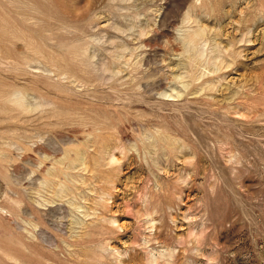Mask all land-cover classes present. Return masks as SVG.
Wrapping results in <instances>:
<instances>
[{
	"label": "rangeland",
	"instance_id": "obj_1",
	"mask_svg": "<svg viewBox=\"0 0 264 264\" xmlns=\"http://www.w3.org/2000/svg\"><path fill=\"white\" fill-rule=\"evenodd\" d=\"M0 264H264V0H0Z\"/></svg>",
	"mask_w": 264,
	"mask_h": 264
},
{
	"label": "bare ground",
	"instance_id": "obj_2",
	"mask_svg": "<svg viewBox=\"0 0 264 264\" xmlns=\"http://www.w3.org/2000/svg\"><path fill=\"white\" fill-rule=\"evenodd\" d=\"M196 32H197V31H196ZM198 33H199V31L197 32V34H198ZM200 33H201V31H200ZM200 33H199V34H200ZM202 33H203V32H202ZM199 34H198V36H197V37H199ZM201 35H202V34H201ZM105 146H106V145H105ZM103 151H104V150H103Z\"/></svg>",
	"mask_w": 264,
	"mask_h": 264
}]
</instances>
